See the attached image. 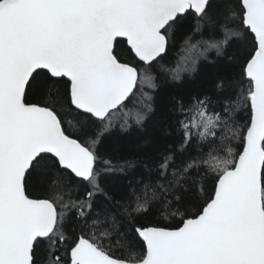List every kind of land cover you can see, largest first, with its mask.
<instances>
[{"label": "snow or ice", "instance_id": "obj_1", "mask_svg": "<svg viewBox=\"0 0 264 264\" xmlns=\"http://www.w3.org/2000/svg\"><path fill=\"white\" fill-rule=\"evenodd\" d=\"M0 264H264V0H0Z\"/></svg>", "mask_w": 264, "mask_h": 264}, {"label": "trees", "instance_id": "obj_2", "mask_svg": "<svg viewBox=\"0 0 264 264\" xmlns=\"http://www.w3.org/2000/svg\"><path fill=\"white\" fill-rule=\"evenodd\" d=\"M176 54H180L179 42L176 49L174 50ZM210 57H214L215 53L209 54ZM176 58L175 54L168 57L165 63L168 66L171 65V61ZM220 71V68L215 65L204 64L199 68L197 73L192 74L191 77L185 75V83L179 87H175L170 84H164L163 88L159 92L157 103L158 108L156 115L153 116L143 130L133 129L130 134L124 135L119 139V147L121 149L120 154L127 157H135L136 168L133 170L135 172H142L143 165L151 163L152 161H147L146 157L154 154L157 146L163 147V140L157 136L155 122L161 120L165 115H167V109L170 104L171 96L175 94H182L185 97L200 92L202 90L208 89L211 86V81L215 74ZM161 79H163V74H161ZM147 91V89H145ZM152 140L153 143L145 144L144 141ZM220 155H223L221 152ZM122 179V177L117 178Z\"/></svg>", "mask_w": 264, "mask_h": 264}]
</instances>
